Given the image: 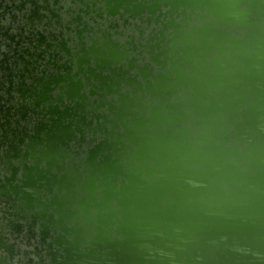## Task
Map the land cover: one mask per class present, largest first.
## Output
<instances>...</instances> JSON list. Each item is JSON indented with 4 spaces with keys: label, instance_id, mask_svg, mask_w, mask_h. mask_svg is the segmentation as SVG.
<instances>
[{
    "label": "flooded vegetation",
    "instance_id": "flooded-vegetation-1",
    "mask_svg": "<svg viewBox=\"0 0 264 264\" xmlns=\"http://www.w3.org/2000/svg\"><path fill=\"white\" fill-rule=\"evenodd\" d=\"M165 1L0 0V264H73L98 247L113 252L102 264H127L123 218L104 224L101 208L143 160L134 122L174 120L164 136L179 144L232 133L212 97L222 54L184 50L245 34Z\"/></svg>",
    "mask_w": 264,
    "mask_h": 264
},
{
    "label": "water",
    "instance_id": "water-1",
    "mask_svg": "<svg viewBox=\"0 0 264 264\" xmlns=\"http://www.w3.org/2000/svg\"><path fill=\"white\" fill-rule=\"evenodd\" d=\"M171 1L211 17L213 31L224 26L245 34L241 43L215 39L209 44L195 37L199 48L192 44L184 50L190 60L222 54L220 71L215 70L219 88L212 97L222 96L215 112L222 107L229 111L220 122L223 133H232L213 144L219 138L210 129L204 137L179 144L164 136L176 126L174 120L153 114L134 122L144 144L138 158L143 160L138 173L125 175L127 182L104 198L101 209L109 207L104 224L113 223L118 212L123 218L118 254L127 264H264V0L165 4L173 5ZM194 80L189 77V83ZM100 172L112 176L111 171ZM113 198L122 206L117 212L111 208ZM104 255L113 252L91 248L69 259L73 264L113 261Z\"/></svg>",
    "mask_w": 264,
    "mask_h": 264
}]
</instances>
